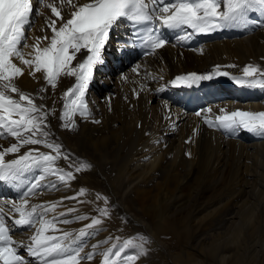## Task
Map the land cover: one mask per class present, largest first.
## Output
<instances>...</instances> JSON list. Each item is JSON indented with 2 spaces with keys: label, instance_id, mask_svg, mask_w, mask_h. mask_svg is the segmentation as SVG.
Listing matches in <instances>:
<instances>
[{
  "label": "bare ground",
  "instance_id": "obj_1",
  "mask_svg": "<svg viewBox=\"0 0 264 264\" xmlns=\"http://www.w3.org/2000/svg\"><path fill=\"white\" fill-rule=\"evenodd\" d=\"M32 2L34 12L30 16L31 25L25 30L27 39L23 42L28 45L36 43L37 37H50L52 33L45 21L48 18L56 19L50 9L43 7L37 0ZM47 2H54L59 7L58 0ZM86 2L88 0H77L79 4ZM71 10L67 6L60 9L64 19L69 18ZM36 14L39 15L37 19ZM225 29L224 33L219 29L215 30L201 48L195 47L198 40L193 36L184 41L177 40V36L183 35L186 30L172 34L170 38L173 48H162L153 59L148 60L151 68L141 69V65L147 61L136 59L121 27L114 28L102 51L104 63L94 67L85 91L84 102L88 116L82 118L76 115V127L72 130L61 126L63 122L59 116L64 105L62 94L75 84V78L61 77L54 90L48 87L46 92L40 93L39 89L46 87L42 74L37 73L34 79L28 75V69L19 60H14V63L24 68V74L15 80L16 86L33 97L44 96V100L36 99L35 102L44 104L45 109L54 110V114L47 120V130L52 134L49 139L62 145L61 151L69 156L68 160H57L55 166L72 171L75 177L67 186L60 184L58 190L44 189L36 198L29 199V205L62 201L54 213H49L48 218L53 215L59 217V213L66 212L69 208L77 209L59 217L70 223L57 224L60 231L49 233L54 235H61L65 231L75 235L91 222L90 219L76 220L75 217L97 216L98 207H106L110 213L97 226L98 231L89 230L96 234L84 238L81 256L89 252H95V255L92 260H81V264H101V253L113 243L122 244L127 239H132L136 245L143 244L146 251V255L140 256L135 264H243L247 258H250L249 263H260L264 252V137L241 128L226 131L211 126L216 129L214 134L205 126L209 125L205 123V117L215 121L222 108L228 112H264V89L242 87L230 79V76H241L243 67L248 64L264 70V12H249L247 26ZM46 43L44 41L41 46ZM20 47L27 58L31 48L23 45ZM86 55V52L78 53L73 65ZM123 57H126L125 61L122 60ZM227 65L235 67H225ZM216 66H220V70L228 72L230 76H217L209 80L214 103L208 107L184 101L189 98L187 94H177L165 89L166 80L175 75L189 72L213 73ZM133 68H137V71L133 72ZM102 77L107 79V83L100 80ZM130 81L140 94L145 95L142 98L145 104L130 109L131 111L119 101L128 90L122 83L131 84ZM156 87L162 90L157 93ZM97 88L101 99L95 96ZM240 91H251V94H242ZM12 95L15 97V94ZM160 97L166 99L167 107ZM148 101L155 104L153 129L147 126L151 115L146 104ZM112 103L114 108H111ZM207 109L211 111L208 112ZM197 112H201V116H197ZM197 125L204 127L198 128L199 135H211L213 143L219 148H214V151L230 157L228 165H225L226 159L222 158L221 162L217 159V165L220 172L235 174L236 190L233 192L215 195L209 200H201L203 197L199 194L197 198L196 195H181L184 186L188 188L192 178L196 177L191 174L193 156L185 157L183 149V137L187 135L182 137V134L184 130H192ZM191 136L187 146L193 139L199 138ZM12 143H16L15 139L5 134L0 138V151ZM29 148L50 152L42 145H26L19 153L9 154L5 159H15ZM81 164L90 167L75 172V167ZM36 175L40 174L34 169L26 174V180H32ZM48 180L55 181L56 177L49 176ZM26 187L24 185L22 188ZM81 188L85 190V195L77 197V200L84 203L63 199L76 196ZM6 192L19 196L22 192H19L15 182L0 181V204L5 205L6 217H14V214L8 212L10 206L7 202L15 201V197L6 195ZM97 194L106 197L108 204L97 200ZM244 198L253 202L249 206L250 210L244 206ZM214 200L216 202L212 204L211 201ZM223 220H229L227 229L210 233ZM8 222L11 223V219ZM34 231V228H16L11 235L14 241L27 244ZM117 237L120 238L119 241L116 240ZM106 240L108 243H102ZM98 242L99 246L93 249L92 245ZM137 251L138 249L129 248L126 249V254L132 255ZM25 252L23 248L20 249V254L33 260L35 264L34 259L27 257ZM241 255L245 256L243 261L239 259Z\"/></svg>",
  "mask_w": 264,
  "mask_h": 264
},
{
  "label": "snow or ice",
  "instance_id": "obj_2",
  "mask_svg": "<svg viewBox=\"0 0 264 264\" xmlns=\"http://www.w3.org/2000/svg\"><path fill=\"white\" fill-rule=\"evenodd\" d=\"M37 2L50 9L56 19L48 18L45 21L52 33L50 37H37L36 43L28 45L23 42L27 39L25 30L31 25L30 16L34 12L32 0H0V129L3 130L0 138L6 134L16 141L0 151V181L15 182L17 188L27 185L18 200L7 202L10 205L8 212L14 214V217H6L5 205L0 204V264H33V260L20 254L21 248L27 252V257L34 259L35 264H81V260H92L95 255V252H89L81 256L84 238L96 234L89 230L98 231L97 226L110 213L106 207H98L97 216L75 217L76 220L91 221L75 235L66 231L61 235L49 234L60 231L57 224L70 223L59 217L77 209L69 208L66 212L59 213V217L53 215L48 218L49 213H54L62 201L29 205V197L37 195L38 189L58 190L60 184L67 186L75 177L72 171L55 166L57 160H68L69 156L61 151L62 145L49 139L52 134L47 130V120L54 114V110L45 109L42 103L37 104L36 99L44 100L45 97H33L21 91L15 80L24 74V68L28 69V75L34 79L37 73H41L46 87L40 88L39 92L43 93L48 87L54 90L61 77H74L75 84L62 94L64 105L59 116L63 122L61 126L72 130L76 127V115L82 118L88 116L84 102L85 91L94 67L104 63L102 51L114 28L124 24L131 25L134 29L133 36L143 41V47L155 52L168 43L161 34L162 29L181 32L191 29L190 32L177 36V40L184 41L194 33L247 26L249 12H264V0H88L83 4L77 3V0H58L59 7L47 0ZM65 6L72 9L67 19L63 18L60 11ZM44 41L47 43L41 46ZM21 45L31 48L27 58L21 51ZM84 52L87 53L84 59L73 65L77 54ZM14 60H19L24 68L14 63ZM136 71L137 68H133V72ZM217 76L229 77L230 74L216 66L213 73L178 75L170 83L175 87H192ZM230 79L242 87L264 89V70L252 64L243 67L241 76H230ZM206 111L210 112L211 109ZM196 115L201 116V112ZM205 123L226 131L241 128L264 137V112H228L222 108L215 121L205 117ZM26 145H42L50 152L29 148L15 159H5L9 154L19 153ZM89 167L90 165L81 164L75 167V172ZM34 169L41 174L27 181L26 174ZM49 176L56 177V180H48ZM44 181L47 183H43ZM83 195L85 190L81 188L76 196L63 199L77 200V197ZM96 199L108 204L107 198L100 194H97ZM77 203L84 201L77 200ZM8 219H11V223ZM16 228L35 229L27 244L13 240L11 233ZM119 239L116 238L117 241ZM99 243L92 245V248L96 249ZM129 248L138 251L128 255L126 249ZM143 255H146L143 244L136 245L132 239H127L122 244L113 243L101 253V264H135Z\"/></svg>",
  "mask_w": 264,
  "mask_h": 264
},
{
  "label": "rangeland",
  "instance_id": "obj_3",
  "mask_svg": "<svg viewBox=\"0 0 264 264\" xmlns=\"http://www.w3.org/2000/svg\"><path fill=\"white\" fill-rule=\"evenodd\" d=\"M100 80L101 81L104 80V82L107 83V81H106L107 79H105V78L103 79V77ZM131 84L134 87V83L131 82ZM123 85L124 84L122 83V86ZM98 88H100V87H98ZM98 88H97V91L95 93V96H96V98L101 99L102 96L98 94ZM129 90H130V88L128 87V90H126V93ZM141 94H142L141 97L139 96L138 93H136V94L134 93V95H136V96H134L133 94H131L129 97H125V95H124V96L121 97V100H119V101L123 105L126 104L124 106L129 111H131L130 109H135L139 105L145 104V102H143V100H142V98H144L145 95H143V93H141ZM112 95H114V94H112ZM146 96H149V94H146ZM114 97H115V95H114ZM150 103H152V104L150 105ZM146 104L148 105V110L150 109L149 112L151 114L150 115V120L147 122V126H148L149 129H153L152 126H153V123L155 122V116H154V107H155V104L153 102H149V101L146 102ZM111 108H114V104L113 103L111 104ZM183 132L184 133L182 134V137L185 134L187 135V137H183L185 139V140L183 139L184 140L183 149H184V152H185V155H186L185 157H187V156L190 157V155H191V157L193 156L192 158L194 159V163H193V168H192L193 170L191 172H193L194 174L193 173H191V174L193 176L195 175L196 177H193L192 178L191 182L189 183L188 188L184 186L183 191H181V195H183V196H191V197H194L196 195V198H197V194H199L200 197H203L201 200H205V199H208L209 200L212 197H214L215 195L222 196L224 193L233 192L234 190H236L235 174H233V172H228V171L227 172H220L219 166L217 165L219 162L222 161V159H226L225 160V162H226L225 165H228V163L230 161L229 160L230 157L227 156V155L225 157L224 153L221 154V152L214 151L215 149H219V148H217L216 145L213 143L212 138L210 137L211 135H207V134L201 133L200 134L201 136H200L199 135V131H198V134L196 136L199 137L200 139L199 138L193 139L189 143V146H187L189 137L190 138L192 137L191 136V134H192L191 128L190 129H186ZM202 137H203V139H202ZM208 141L209 142H212V144H209ZM203 143H205L204 146L202 145ZM202 146L205 149H203ZM189 147H190V149H189ZM212 149H213V151H212ZM208 150H210V151H208ZM206 151H208V152H206ZM201 155H202V157H201ZM206 158H207L208 161L205 160ZM217 159H218V161L219 160L220 161L217 162ZM203 162H204V164H203ZM197 163H199V164H197ZM201 171H202V173H201ZM182 188H183V186H182ZM217 199H220V197L217 198ZM201 200H199V202H201ZM216 200L211 201L212 204H215ZM243 201H244V206L245 207H249L253 203V202L251 203L250 201H248V199H245V198H244ZM209 205H211V203ZM250 209L251 208L249 207V210ZM229 217H230V215L227 216L226 218L228 219ZM228 221L229 220H223V221H221L215 227H213L212 232H210V233H213V231H220V232H222V230L225 231L227 229V227L230 225V224H228L229 223ZM25 253H27V252H25ZM244 258H245V256H243V255L239 256V259L241 261H243ZM249 259L250 258L245 259L243 261V264H247V262L249 261ZM251 263L252 264H264V252H263V254L260 257V263L259 262L258 263H255L254 261H251ZM251 263L248 262V264H251Z\"/></svg>",
  "mask_w": 264,
  "mask_h": 264
}]
</instances>
